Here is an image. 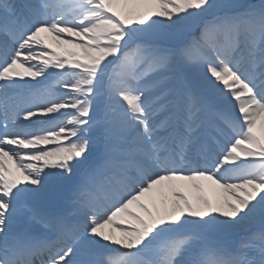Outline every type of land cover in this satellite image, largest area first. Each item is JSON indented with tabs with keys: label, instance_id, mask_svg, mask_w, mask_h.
I'll return each instance as SVG.
<instances>
[{
	"label": "snow or ice",
	"instance_id": "1",
	"mask_svg": "<svg viewBox=\"0 0 264 264\" xmlns=\"http://www.w3.org/2000/svg\"><path fill=\"white\" fill-rule=\"evenodd\" d=\"M0 264H264V0H0Z\"/></svg>",
	"mask_w": 264,
	"mask_h": 264
}]
</instances>
